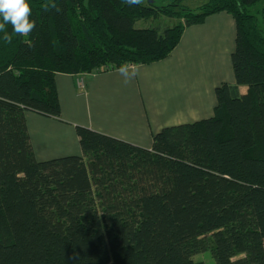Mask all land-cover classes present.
I'll use <instances>...</instances> for the list:
<instances>
[{
    "label": "trees",
    "instance_id": "obj_1",
    "mask_svg": "<svg viewBox=\"0 0 264 264\" xmlns=\"http://www.w3.org/2000/svg\"><path fill=\"white\" fill-rule=\"evenodd\" d=\"M145 1L28 0L35 29L0 33V264H199L205 251L264 264V4ZM221 11L235 81L215 88L211 117L163 127L149 149L77 126L80 155L36 159L25 112L59 117L57 73L162 60ZM157 15L178 22L135 26Z\"/></svg>",
    "mask_w": 264,
    "mask_h": 264
},
{
    "label": "crops",
    "instance_id": "obj_2",
    "mask_svg": "<svg viewBox=\"0 0 264 264\" xmlns=\"http://www.w3.org/2000/svg\"><path fill=\"white\" fill-rule=\"evenodd\" d=\"M236 24L221 11L186 27L170 54L149 64H132L138 74L128 84L118 69L55 75L59 117L25 112L37 160L80 155L76 127L149 149L163 127L213 115L215 88L234 83L231 54ZM84 80L79 90L78 81ZM246 86L240 85L244 93Z\"/></svg>",
    "mask_w": 264,
    "mask_h": 264
},
{
    "label": "clouds",
    "instance_id": "obj_3",
    "mask_svg": "<svg viewBox=\"0 0 264 264\" xmlns=\"http://www.w3.org/2000/svg\"><path fill=\"white\" fill-rule=\"evenodd\" d=\"M129 6L139 5L142 0H124ZM47 10V5H44ZM53 8L56 5H52ZM32 9L28 0H0V33L6 43H11L13 34L28 36L36 27V23L31 19ZM11 25L12 33L7 31L6 26ZM119 74L124 78V83L128 84L135 77L139 69L136 66L123 64L118 69Z\"/></svg>",
    "mask_w": 264,
    "mask_h": 264
},
{
    "label": "rangeland",
    "instance_id": "obj_4",
    "mask_svg": "<svg viewBox=\"0 0 264 264\" xmlns=\"http://www.w3.org/2000/svg\"><path fill=\"white\" fill-rule=\"evenodd\" d=\"M164 1V0H163ZM207 0H182V4L190 9L196 10L197 7ZM142 3H146L145 0H142ZM160 5H163V2H159ZM264 0H261L258 2L256 6L250 9L252 13H257V11L263 6ZM258 19L260 20V17L258 15ZM178 22L177 18H174L173 16H165V15H157L156 17L148 18V19H141L136 22L135 26L137 28H146V27H155L160 26V28H165L169 26H173ZM107 70L105 66H100L97 70ZM81 82L84 83V80L81 79ZM193 260L199 264H215L214 260L210 254L209 251H205L202 253H199L193 257Z\"/></svg>",
    "mask_w": 264,
    "mask_h": 264
},
{
    "label": "built area",
    "instance_id": "obj_5",
    "mask_svg": "<svg viewBox=\"0 0 264 264\" xmlns=\"http://www.w3.org/2000/svg\"><path fill=\"white\" fill-rule=\"evenodd\" d=\"M77 87H78L79 90H83V89H84V83L81 82V80L78 81V83H77Z\"/></svg>",
    "mask_w": 264,
    "mask_h": 264
},
{
    "label": "water",
    "instance_id": "obj_6",
    "mask_svg": "<svg viewBox=\"0 0 264 264\" xmlns=\"http://www.w3.org/2000/svg\"><path fill=\"white\" fill-rule=\"evenodd\" d=\"M147 2H148V3H152V2H153V0H147Z\"/></svg>",
    "mask_w": 264,
    "mask_h": 264
}]
</instances>
